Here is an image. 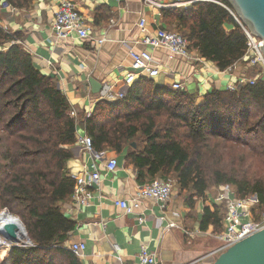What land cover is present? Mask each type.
Masks as SVG:
<instances>
[{
  "label": "trees",
  "instance_id": "16d2710c",
  "mask_svg": "<svg viewBox=\"0 0 264 264\" xmlns=\"http://www.w3.org/2000/svg\"><path fill=\"white\" fill-rule=\"evenodd\" d=\"M33 1L0 0V5L28 9ZM160 16L161 28L179 33L190 51L220 72L242 63L245 36L223 7L195 3L160 9ZM225 25L232 29L226 31ZM21 42L20 33L0 26V216H16L32 245L0 247L1 264H82L63 248L75 223L61 210L75 185L67 163L78 153V127L96 152L126 150L124 162L139 186L172 178L189 208L201 201V231L223 230L225 205L204 203L212 187L228 185L239 199L254 196L252 214L259 218L264 210V172L256 171L258 164L264 166L263 80L234 91L214 89L197 105L195 95L141 76L122 99L99 100L89 116L72 117L56 80L34 68ZM250 70L254 78L258 69Z\"/></svg>",
  "mask_w": 264,
  "mask_h": 264
},
{
  "label": "crops",
  "instance_id": "0c3cea01",
  "mask_svg": "<svg viewBox=\"0 0 264 264\" xmlns=\"http://www.w3.org/2000/svg\"><path fill=\"white\" fill-rule=\"evenodd\" d=\"M60 1L34 0L28 9H15L14 13L9 8L0 9V26L22 35V46L31 56L34 68L56 80L75 117L87 116L100 96V92L92 93L90 78L101 86L113 85L116 92H126L141 77L129 70L127 51L143 49L142 45L135 44L142 37L136 27L140 17L146 19L150 32L163 26L160 10L144 5L142 0H71L91 27L92 36L104 38L98 46L74 36L67 41L55 38L51 23ZM224 29L229 31L232 26L225 25ZM191 53L198 55L195 51ZM152 58V65L160 72L152 79L154 84L171 87L173 83H181L184 91L196 96L197 105L203 103L206 93L226 89L241 78H249L251 73L245 62L220 72L212 62H188L162 49L154 50ZM77 132L84 133L80 127ZM104 152L106 158L117 160L118 169L106 173L104 161L95 163L101 179L91 189L90 205L77 209L70 200L61 205L63 214L75 223L67 243L85 245L81 263L138 264V249L146 244L156 253L158 264H211L215 258L209 254L217 249L219 242L214 239L211 227L206 231L199 228L202 202H197L192 210L176 188L165 211L153 201L142 200L140 209L133 215H125L115 201H130L134 197L139 186L135 172L124 162L126 150L120 155L109 150ZM93 162L90 154L78 151L68 161L67 168L75 177ZM139 217L143 222L138 221ZM170 224L174 227L169 228ZM114 244L119 247L117 252L113 250Z\"/></svg>",
  "mask_w": 264,
  "mask_h": 264
},
{
  "label": "built area",
  "instance_id": "2783aa9c",
  "mask_svg": "<svg viewBox=\"0 0 264 264\" xmlns=\"http://www.w3.org/2000/svg\"><path fill=\"white\" fill-rule=\"evenodd\" d=\"M142 2L150 8L159 10L171 8L185 9L195 3H214L223 7L232 16L234 22L241 28L245 36V52L241 59L242 62H245L249 68L258 69V73L254 78H241L232 85H228L226 89L234 91L239 85H252L258 79L264 81L263 41L248 30L230 6L218 0H142ZM5 8H9L11 13L15 12V8H12L6 3H2L0 9ZM136 27L142 37L140 40L135 41V44L142 45L143 49L137 51L134 48H129L127 51V56L130 61L129 70L132 73H139L142 77L149 79L156 78L160 72L156 66L152 65V52L158 49H162L175 57H181L188 62L205 63V60L199 55H192L188 49V41L179 33L161 27L150 32L144 17L138 19ZM51 29L55 38L59 41H67L73 36L79 41L88 40L98 46L104 41V38H94L92 36L91 27H89L84 17L77 11L76 5L71 0H61L59 2L51 23ZM171 88L181 92L185 90L184 85L181 83H173ZM124 96V91L116 92L114 91L113 85L104 83L100 90L98 101L115 102ZM89 115L90 113L87 114V116ZM71 116H76L74 110L71 111ZM76 147L79 152L88 153L94 159L90 167H85L79 175L74 177L75 185L70 201L74 208L79 209L80 207L90 205L92 200L91 189L100 182L101 175L95 163L104 161L106 173L116 172L118 163L115 158H106V152L94 151L92 140L86 133L78 134L77 132ZM175 189L176 183L174 179H156L148 184L138 186L134 197L130 201L117 200L115 201V205L125 215H133L136 210L140 209V202L142 200H149L157 203L160 209L165 211L174 195ZM218 190L216 201H220L225 205V214L222 220V232L214 234V239L219 242L220 246L209 254L213 258H216L218 254L226 251L236 243L264 229V210L258 219H255L252 214V206L256 202L254 196L239 199L234 195L233 190L228 185H224L218 188ZM138 221L143 222V218L139 217ZM168 227H174V224H170ZM63 248L73 253L78 259L84 257L85 245L82 242L72 244L66 242ZM113 250L117 252L119 250L118 245L114 244ZM138 260V264H158L156 253L150 251L146 244L140 245L138 249Z\"/></svg>",
  "mask_w": 264,
  "mask_h": 264
},
{
  "label": "water",
  "instance_id": "95a60500",
  "mask_svg": "<svg viewBox=\"0 0 264 264\" xmlns=\"http://www.w3.org/2000/svg\"><path fill=\"white\" fill-rule=\"evenodd\" d=\"M226 1L248 30L263 41L262 51L264 54V0ZM88 82L93 94L100 92L102 86L98 81L90 78ZM134 146L132 144V147ZM15 229V226L12 225H7L3 228L7 246H31L32 243L29 241L24 227L22 226V229L25 232L26 240L21 243H18L15 237ZM1 240L2 238L0 237ZM11 240H14V242ZM2 245L1 243L0 247ZM211 264H264V229L220 253L218 257L213 259Z\"/></svg>",
  "mask_w": 264,
  "mask_h": 264
},
{
  "label": "bare ground",
  "instance_id": "6f19581e",
  "mask_svg": "<svg viewBox=\"0 0 264 264\" xmlns=\"http://www.w3.org/2000/svg\"><path fill=\"white\" fill-rule=\"evenodd\" d=\"M7 225L15 226L16 228L15 237L17 238L18 243L25 242L26 236H25V232L23 231L20 222L14 217L10 216L9 214H4L0 216V237H2L5 241H7L3 233L4 232L3 228ZM12 242H14V240ZM0 244H1V241H0Z\"/></svg>",
  "mask_w": 264,
  "mask_h": 264
},
{
  "label": "rangeland",
  "instance_id": "374dc122",
  "mask_svg": "<svg viewBox=\"0 0 264 264\" xmlns=\"http://www.w3.org/2000/svg\"><path fill=\"white\" fill-rule=\"evenodd\" d=\"M256 171H260V172H264V166L262 164H258L257 165V168H256ZM159 179V178H157ZM172 179V178H170ZM156 180V179H155ZM218 188L217 187H212L211 189H209L207 192H206V201L205 202H209L210 204L212 203H215V204H222V202L220 201H216V197L218 196ZM197 202H200V201H197ZM254 205V204H253ZM1 212H4V211H0ZM7 212V211H6ZM8 213V212H7ZM9 214V213H8ZM10 216L14 217L15 219H18L16 216H13L11 214H9ZM19 220V219H18ZM20 222V220H19ZM21 223V222H20ZM22 224V223H21ZM23 226V225H22ZM2 238V237H1ZM1 243L3 244L1 247H5L7 246V243L6 241L2 238L1 240ZM19 246V245H18ZM220 246V244L217 246V248ZM219 254L216 256L218 257ZM3 260V256L0 257V264H1V261Z\"/></svg>",
  "mask_w": 264,
  "mask_h": 264
}]
</instances>
